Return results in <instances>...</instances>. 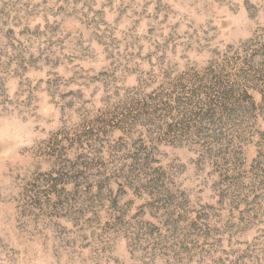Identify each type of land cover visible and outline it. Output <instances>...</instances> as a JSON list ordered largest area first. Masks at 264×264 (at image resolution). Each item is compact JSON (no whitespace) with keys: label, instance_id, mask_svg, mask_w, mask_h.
Returning a JSON list of instances; mask_svg holds the SVG:
<instances>
[{"label":"rangeland","instance_id":"rangeland-1","mask_svg":"<svg viewBox=\"0 0 264 264\" xmlns=\"http://www.w3.org/2000/svg\"><path fill=\"white\" fill-rule=\"evenodd\" d=\"M0 264H264V0H0Z\"/></svg>","mask_w":264,"mask_h":264}]
</instances>
